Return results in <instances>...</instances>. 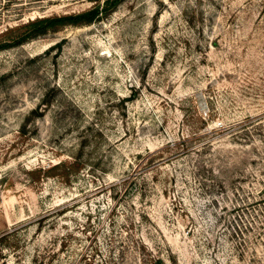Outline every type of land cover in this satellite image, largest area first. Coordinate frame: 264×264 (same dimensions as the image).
<instances>
[{
	"label": "rangeland",
	"instance_id": "1",
	"mask_svg": "<svg viewBox=\"0 0 264 264\" xmlns=\"http://www.w3.org/2000/svg\"><path fill=\"white\" fill-rule=\"evenodd\" d=\"M102 1L0 0V34ZM0 264H264V0H123L0 50Z\"/></svg>",
	"mask_w": 264,
	"mask_h": 264
},
{
	"label": "trees",
	"instance_id": "2",
	"mask_svg": "<svg viewBox=\"0 0 264 264\" xmlns=\"http://www.w3.org/2000/svg\"><path fill=\"white\" fill-rule=\"evenodd\" d=\"M123 0H103L90 9L79 13L42 16L29 20L16 27L8 28L0 34V50L22 44L29 39L46 34L50 31H59L66 26H83L102 20L105 16L113 12ZM78 158L75 160H59L48 167L39 168L38 172H43L47 176L61 175L67 181L81 166Z\"/></svg>",
	"mask_w": 264,
	"mask_h": 264
}]
</instances>
